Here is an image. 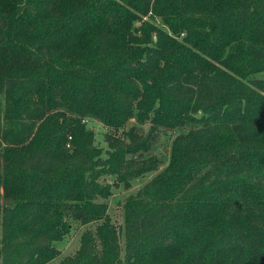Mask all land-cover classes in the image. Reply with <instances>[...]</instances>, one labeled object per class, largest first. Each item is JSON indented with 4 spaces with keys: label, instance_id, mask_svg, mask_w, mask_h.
<instances>
[{
    "label": "trees",
    "instance_id": "16d2710c",
    "mask_svg": "<svg viewBox=\"0 0 264 264\" xmlns=\"http://www.w3.org/2000/svg\"><path fill=\"white\" fill-rule=\"evenodd\" d=\"M132 117L103 159L83 120ZM174 131L114 227L103 177ZM72 222L57 264H264V0H0V264H53Z\"/></svg>",
    "mask_w": 264,
    "mask_h": 264
},
{
    "label": "rangeland",
    "instance_id": "374dc122",
    "mask_svg": "<svg viewBox=\"0 0 264 264\" xmlns=\"http://www.w3.org/2000/svg\"><path fill=\"white\" fill-rule=\"evenodd\" d=\"M145 21L155 24L163 30L167 29L158 17L147 18L146 15L142 16L139 22L136 21L135 26L138 27ZM151 37L156 38L154 33ZM83 121L93 131L94 144L99 149L103 159L111 154L118 155L123 151L124 144L129 141L130 131L148 130L147 123H140L133 117L128 119L123 126L117 128L109 127L96 119L86 118ZM175 134V131L170 136L160 134L157 141L148 150L143 148L136 149L133 152H125V163L119 170L123 171L125 176H131L128 186L123 184L122 176L118 174L106 173L103 177V183L108 187L109 192L102 198V201L106 206V214L114 227L119 229L122 226L124 219L122 205L127 196L137 191L155 174L157 169H161L167 163L172 138ZM110 163L114 167L115 163L113 161H110ZM147 166H151L152 169L146 170ZM94 224L80 225L77 222H72L70 231L64 237L54 241L58 256L54 259L53 264H57L66 255H73L80 246L85 229L89 226L92 228Z\"/></svg>",
    "mask_w": 264,
    "mask_h": 264
}]
</instances>
